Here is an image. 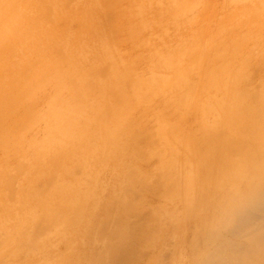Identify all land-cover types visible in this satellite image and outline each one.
Wrapping results in <instances>:
<instances>
[{
	"label": "rangeland",
	"instance_id": "1",
	"mask_svg": "<svg viewBox=\"0 0 264 264\" xmlns=\"http://www.w3.org/2000/svg\"><path fill=\"white\" fill-rule=\"evenodd\" d=\"M0 46V264H264V0H0Z\"/></svg>",
	"mask_w": 264,
	"mask_h": 264
},
{
	"label": "bare ground",
	"instance_id": "2",
	"mask_svg": "<svg viewBox=\"0 0 264 264\" xmlns=\"http://www.w3.org/2000/svg\"><path fill=\"white\" fill-rule=\"evenodd\" d=\"M10 5H11V4H10ZM3 8H4V7H3ZM13 15H14V14H13ZM227 30H228V29H227ZM249 32H250V31H249ZM253 34H254V33H253ZM248 38H249V37H248ZM230 41H231V40H230ZM230 41H229V44H231ZM234 41H235V40H234ZM231 42H232V41H231ZM234 43H235V42H234ZM229 44H228V45H229ZM232 44H233V42H232ZM5 45H7V44H5ZM1 46H2V45H1ZM1 46H0V47H1ZM3 46H4V45H3ZM3 46H2V47H3ZM263 50H264V49H262L261 51H263ZM1 53H2V52H1ZM0 55L2 56L3 54H0ZM227 55H228V54H227ZM1 56H0V57H1ZM197 56H199V55H197ZM197 56H196V57H197ZM5 58H6V57H5ZM195 59H196V58H195ZM191 61H192V60H191ZM7 62H8V60L6 61V63H7ZM239 62H240V61H239ZM229 64H230V63L227 61V64H226V65H227V66H226L227 70L229 69ZM21 65H22V64H21ZM181 65H182V64H181ZM191 65H192V63H191ZM193 66H194V65H193ZM230 66H231V65H230ZM3 67H4V66H3ZM185 67H186V66H185ZM211 67H212V66H211ZM211 67L209 66L210 69H211ZM183 68H184V67H183ZM191 68L193 69V67H191ZM191 68H190V69H191ZM213 68H214V67H213ZM231 68H232V67H231ZM231 68H230V69H231ZM185 69H186V68H185ZM185 69H184V71H186ZM187 69H188V68H187ZM18 70H19V69H18ZM204 70H205V69H204ZM170 71H171V70H170ZM206 71H207V70H206ZM206 71H205V74H207ZM208 71H209V70H208ZM232 71H233V70H232ZM33 72H34V71H33ZM213 72H214V71H213ZM180 73H181V72H179V74H180ZM182 73H185V72H182ZM208 73H209V74H207V76H204V77H208V76H210V72H208ZM175 74H176V73H175ZM181 75H183V74H181ZM213 75H214V73H213ZM164 76H165V75H164ZM164 76H163V77H164ZM173 76H174V75H173ZM179 76H180V75H179ZM241 76H242V75H241ZM241 76H240V77H241ZM13 77H14V76H13ZM16 77H17V76H16ZM177 77H178V76H177ZM177 77H174V78H177ZM180 77H182V76H180ZM235 77H236V76H235ZM85 78H86V77H85ZM178 78H179V77H178ZM19 79H20V78H19ZM213 79H214V76H213ZM239 79H240V78L237 77V78L235 79V80H237V81H235L234 78H233V80H231V82H232V81H235V82H232V84H233V85L236 84V82H238ZM179 80H180V79H179ZM171 81H172V78H171ZM177 81H178V79H177ZM208 81H209V79H208ZM208 81L206 80L207 83H211V84H212V82H213V80H211L212 82H211V81L208 82ZM240 81H241V80H240ZM240 81H239V82H240ZM239 82H238L237 84H239ZM170 83H171V82H170ZM201 83H202V82H201ZM207 83H205L204 86H206ZM226 84H227V83H226ZM228 84H229V83H228ZM1 85H2V84H1ZM168 85H169V84H168ZM233 85H232V86H233ZM239 85H240V84H239ZM239 85H238V86H239ZM260 85H261V84H260ZM260 85H259V86H260ZM224 86H226V85H224ZM227 86H228V85H227ZM17 87H19V85H17ZM55 87H56V86H55ZM233 87H234V86H233ZM0 88H1V87H0ZM222 88H223V86H222ZM229 88H231V86H230ZM239 88H240V87H239ZM241 88H242V87H241ZM19 89H20V88H18V90H19ZM227 89H228V88H227ZM237 89H238V88H237ZM23 90H24V89H23ZM188 90H190V89H187V91H188ZM220 90H221V89H220ZM20 91H21V90H20ZM227 91H229L228 93L232 92V91H230L229 89H228ZM237 91H238V90H237ZM239 91H240V90H239ZM241 91H243V90L241 89ZM191 92H192V91H191ZM191 92H190V93H191ZM243 92H244V91H243ZM243 92H242V93H243ZM245 92H246V91H245ZM245 92H244V93H245ZM23 93H24V92H23ZM187 93H188V92H187ZM223 93H224V92H223ZM236 93H237V92H235V94H236ZM235 94H234V95H235ZM232 95H233V94H232ZM232 95H231V96H232ZM241 95H242V94H241ZM181 96H182V95H181ZM237 96L240 97V94L237 95ZM10 97H11V96H10ZM16 97H17V96H16ZM187 97H188V96H187ZM232 97H233V96H232ZM243 97H245V96L243 95ZM243 97H242V98H243ZM13 98H14V99H12V100L10 101V98L8 97V95L6 96V94H5V95L1 96V98H0V118H1V119L4 118V120H5V117H7L9 114H11V113L13 112V111H12L11 113H9L8 110H7V108H8L9 105H10V106H13L12 104H13L14 101H15V96H14ZM120 98H121V97H120ZM240 98H241V97H240ZM246 98H248V97H246ZM246 98H245V99H246ZM18 99H19V98H18ZM225 99H226V98H224V100H225ZM238 99H239V98H238ZM16 100H17V99H16ZM233 100H234V99H233ZM233 100H232V101H233ZM9 101H10V102H9ZM222 101H223V100H222ZM228 101H231V100L228 99ZM236 101H238V100H236ZM205 102H206V101H205ZM222 103H224V102H222ZM222 103H219V104H222ZM232 103H233V102H232ZM16 104H17V103H16ZM16 104H15V105H16ZM238 104H239V103H238ZM244 104H245V103H243V105H244ZM246 104H247V102H246ZM223 105H224V104H222V106H223ZM72 106H73V105H72ZM205 106L208 107V105H205ZM211 106H212V105H211ZM236 106H237V105H236ZM209 107H210V105H209ZM218 107H219V106H218ZM224 107H226V104L224 105ZM224 107H222V109H224ZM251 107H252V106H251ZM207 109H208V108H207ZM225 109H226V108H225ZM245 109H247V107H246ZM249 109H251V108H249ZM219 110H220V109H219ZM229 110H230V109H229ZM262 110H263V109H262ZM29 111H30V110H29ZM120 111H121V110H119V112H120ZM233 111H234V110H233ZM33 112H34V110H33ZM238 112H239V111H238ZM220 113H221V111H220ZM223 113H224V112H223ZM223 113H222V114H223ZM12 114H13V113H12ZM208 114H209V113H208ZM241 114H242V113H241ZM63 115H64V114H63ZM222 116H223V115H222ZM225 116H226V114H225ZM225 116H224V117H225ZM9 117H10V116H9ZM13 117H14V116H13ZM199 117H200V116H199ZM217 117H219V115H218ZM11 118H12V117H11ZM122 118H123V117H122ZM122 118H121V120H122ZM225 118H226V117H225ZM1 119H0V121H1ZM114 119H115V118H114ZM4 120H3V122L6 123V121H4ZM6 120H7V118H6ZM223 120H225V119H223ZM248 120H249V119H248ZM30 122H31V121H30ZM262 123H264V122H262ZM102 124H103V123H102ZM118 124H119V123H118ZM6 125H7V124H6ZM2 127H5V126L3 125ZM10 127H12V126H10ZM8 128H9V126H8ZM8 128H7V130H8ZM2 129H3V128H2ZM14 129H15V128H14ZM240 129H241V128H240ZM3 130H5V128H4ZM3 130H1V128H0V131H1V132H2ZM12 130H13V129H12ZM12 130H11V131H12ZM13 131H14V130H13ZM6 132H7V131H6ZM226 132H227V131H226ZM7 133H8V132H7ZM12 133H13V132H11L10 135H11ZM3 134H4V133H3ZM209 134H211L210 131H209ZM10 135H8V136H10ZM17 137H18V136H17ZM263 138H264V133L261 134V135L258 137V139H263ZM251 139H252V138H251ZM251 139H250V140H251ZM258 139H257V140H258ZM212 140H213V139H212ZM5 141H6V139H5ZM214 141H215V140H214ZM0 142H1V141H0ZM4 143H5V142H4ZM258 143H259V142H258ZM258 143H257V144H258ZM250 144H251V143H250ZM253 144H254V143H253ZM3 145H4V144H3ZM82 145H83V144H82ZM247 146H248V145H247ZM247 146H246V147H247ZM250 146H251V145H250ZM250 148H251V147H250ZM238 150H239V149H238ZM169 151H170V150H169ZM239 151H240V150H239ZM237 152H238V151H237ZM238 153H239V152H238ZM249 153H251V152H249ZM258 153H259V150H258ZM260 153H261V152H260ZM260 153H259V154H260ZM259 154L256 153V156H258ZM3 160H4V159H3ZM263 162H264V161H263ZM239 172H240V171H239ZM255 212H256V211H255ZM255 212H254V213H255ZM251 216H252V215H251ZM253 216H255V215H253ZM260 223H261V222H260ZM242 224H243V223H242ZM251 227H252V226H251ZM253 228H254V227H253ZM259 228H260V227H259ZM248 233H250V232H248ZM251 233H252V232H251ZM210 237H215V233H214V232H211V233H210ZM73 242H74V241H73ZM64 250H65V249H64ZM61 252H62V251H61ZM118 257H119V256H118ZM118 257H117V258H118ZM117 258H115V259H117ZM115 259H114V260H115ZM236 260H237V259H236ZM203 262H204V261H203ZM110 264H112V263H110Z\"/></svg>",
	"mask_w": 264,
	"mask_h": 264
}]
</instances>
